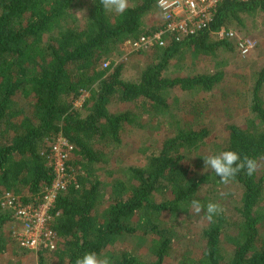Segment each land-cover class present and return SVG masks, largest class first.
<instances>
[{
	"label": "trees",
	"instance_id": "trees-1",
	"mask_svg": "<svg viewBox=\"0 0 264 264\" xmlns=\"http://www.w3.org/2000/svg\"><path fill=\"white\" fill-rule=\"evenodd\" d=\"M158 1L127 0L125 12L117 13L103 0H0V264H75L86 252L112 264H264V66L243 103L249 115L214 139L212 128L196 127L211 107L197 96L212 95L225 73L192 74L199 59L216 62L221 53L235 52L234 41L216 34L234 28L243 34L249 19L264 15V0H224L208 29L151 49L152 61L127 81L126 64L114 65V59L125 42L163 23L156 21ZM84 8L87 15L79 19ZM108 60L111 66L102 70ZM181 69L188 74L172 77ZM86 92L82 108H75ZM178 92L188 100L183 109L173 102ZM132 133L144 136L141 147L126 141ZM59 135L74 147L70 164L79 188L70 187L54 203L56 250L31 259L8 230L14 221L2 197L12 193L22 203H40L54 180L43 151ZM224 150L254 160L253 173L245 169L224 182L205 169L203 158ZM125 151L140 154L142 164H130ZM226 187L241 192L232 213L233 197L221 193ZM201 190L220 211L209 220L202 208L203 246L174 262L178 239L198 244L184 224L192 201L202 206L206 200ZM231 230L227 259L223 247Z\"/></svg>",
	"mask_w": 264,
	"mask_h": 264
},
{
	"label": "built area",
	"instance_id": "built-area-1",
	"mask_svg": "<svg viewBox=\"0 0 264 264\" xmlns=\"http://www.w3.org/2000/svg\"><path fill=\"white\" fill-rule=\"evenodd\" d=\"M223 1L159 0L157 5L163 23L157 30L150 31L136 41L125 42L123 48L128 54L150 51L156 47H165L171 41L181 42L185 38L197 35L210 27L215 10ZM216 35L219 39L234 41L236 49L242 56H248L254 49V43L234 30L222 29ZM105 66L108 68L111 63ZM73 150V145L62 135L48 143L43 155L52 166L54 180L42 193L38 205L22 203L12 193L3 195L1 205L13 218L14 225L10 231L21 249L36 255L41 251L56 250L58 235L52 225L58 214L53 213L54 203L57 197L70 187L79 188L78 174L70 164Z\"/></svg>",
	"mask_w": 264,
	"mask_h": 264
},
{
	"label": "rangeland",
	"instance_id": "rangeland-1",
	"mask_svg": "<svg viewBox=\"0 0 264 264\" xmlns=\"http://www.w3.org/2000/svg\"><path fill=\"white\" fill-rule=\"evenodd\" d=\"M77 16L79 19H83L84 16L87 15L86 9H81L77 11ZM159 18H156V21H160V14L158 15ZM236 29V28H234ZM233 29V30H234ZM238 30V29H237ZM236 31V30H234ZM239 33V32H238ZM242 33H239L243 38L249 39L252 43H254V49L248 56H242L237 49L235 52H224L216 59V62L212 59L202 60L195 62L194 68L192 69V74H198L199 71L202 73H212L214 71H223L224 74V81L221 85L212 93V95L207 93H199V99H207L211 102L210 111L207 116L201 120L199 123H196V127L201 129H209L212 128L214 131L213 139L216 136L225 137L227 135L228 128L227 126L234 122L235 119L242 120L244 117L249 115V108L243 107V103L245 99H247V91H249L251 87L252 80L255 74L264 66V15H257L253 19H249L246 22L245 29L242 30ZM122 45L119 49V52L114 59L115 64H126L125 69L123 71V78L125 80H135L139 74L141 73L142 69L152 61V56L148 55L147 53L143 54L142 56L136 55L137 52H133L128 54ZM112 60L104 61L102 63V70L107 69L105 64L112 63ZM220 63H224L220 64ZM181 73L182 75H187L188 73L186 70L181 69V72L173 71L172 77H176ZM234 91L233 96L231 97L230 92ZM176 94L174 96L173 102L176 100L177 104H174L177 109L182 108V101L183 103H188V100L185 97V94ZM90 94L84 93L81 97L75 100L74 107L77 109L82 108L83 103L88 98ZM212 96V97H211ZM181 107V108H180ZM116 110V109H114ZM244 114V115H242ZM154 125L150 128V132H153ZM161 135L166 133L165 130L161 131ZM126 141L134 143L136 146L142 145V142L145 141L140 136H135L133 133L130 136H127ZM141 147V146H140ZM206 150V149H205ZM127 157L126 160L130 164H139L142 162L141 155L134 152H127L124 153ZM119 164V163H118ZM122 162H120V166H122ZM142 164V163H141ZM120 175V174H119ZM227 190H222V195L225 197H233L232 200L228 204V211L230 213L233 212V202L235 200H240L241 192L237 188H228ZM217 195L220 194L218 191ZM206 191H200V198L206 199L202 204V208L206 207L209 203V200L205 197ZM222 197L219 198L221 200ZM192 216L188 218V223L184 224L188 226L185 228L184 232L193 236L194 238H198V244L193 245L185 237L178 239L176 241V245H174V252L172 254L171 260H175L174 262L179 260L180 254L188 251H193L194 254H198L197 250L200 246H203V242L200 241V229H203L205 226L206 220L198 219L199 213H197L192 207ZM198 215V217H197ZM11 227L8 228L10 230ZM228 236L226 237L225 244L223 247V256L229 259L231 256L232 245L230 243V235L234 234L236 230L229 231ZM31 255V253H30ZM37 257V255H35ZM36 259V258H35Z\"/></svg>",
	"mask_w": 264,
	"mask_h": 264
},
{
	"label": "clouds",
	"instance_id": "clouds-1",
	"mask_svg": "<svg viewBox=\"0 0 264 264\" xmlns=\"http://www.w3.org/2000/svg\"><path fill=\"white\" fill-rule=\"evenodd\" d=\"M105 9L124 13L127 9V0H103ZM163 6V4L161 5ZM205 169L211 170L222 181L227 182L234 178L237 173L247 170V174L251 175L255 168L254 160L243 157L234 150H224L216 154H211L203 158ZM193 209L199 213L202 206L198 201H192ZM206 214L209 220L217 214L220 209L218 204L209 202L206 205ZM75 264H112L109 257L101 258L96 252H86L82 256L77 257Z\"/></svg>",
	"mask_w": 264,
	"mask_h": 264
},
{
	"label": "crops",
	"instance_id": "crops-1",
	"mask_svg": "<svg viewBox=\"0 0 264 264\" xmlns=\"http://www.w3.org/2000/svg\"><path fill=\"white\" fill-rule=\"evenodd\" d=\"M28 254H29L31 259H35L36 258V256H35L36 254H34V253H31V255H30V253H28Z\"/></svg>",
	"mask_w": 264,
	"mask_h": 264
}]
</instances>
